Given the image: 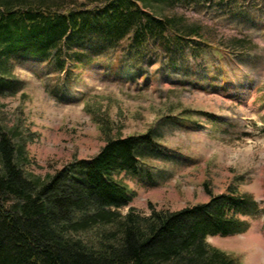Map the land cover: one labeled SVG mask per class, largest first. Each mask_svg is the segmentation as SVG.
<instances>
[{"label": "trees", "instance_id": "trees-1", "mask_svg": "<svg viewBox=\"0 0 264 264\" xmlns=\"http://www.w3.org/2000/svg\"><path fill=\"white\" fill-rule=\"evenodd\" d=\"M154 2L0 0V98L25 96L16 65L27 59L48 60L66 76L94 63L114 64L108 73L120 74L144 55L160 64L166 55L202 63L214 49L203 27L183 29ZM86 106L105 144L46 177L26 171L30 159L19 127L1 128L0 264H241L207 238L245 231L243 217L256 205L250 195L235 185L216 194L206 182L207 201L141 211L117 176L153 179L146 159L172 156L159 129L114 136L111 119Z\"/></svg>", "mask_w": 264, "mask_h": 264}, {"label": "rangeland", "instance_id": "rangeland-1", "mask_svg": "<svg viewBox=\"0 0 264 264\" xmlns=\"http://www.w3.org/2000/svg\"><path fill=\"white\" fill-rule=\"evenodd\" d=\"M154 1L183 29L203 27L214 49L202 63L166 55L160 64L144 55L120 74L108 73L114 64L94 63L66 76L48 60L27 59L16 65L26 94L0 98V130L19 127L30 159L26 171L46 177L105 144L88 103L111 119L114 136L156 126L172 156L146 159L152 180L117 176L133 193L131 205L145 213L151 205L178 210L207 201L206 182L216 194L235 185L256 203L243 217L247 229L207 240L241 264H258L263 247L249 238L264 237V0Z\"/></svg>", "mask_w": 264, "mask_h": 264}, {"label": "bare ground", "instance_id": "bare-ground-1", "mask_svg": "<svg viewBox=\"0 0 264 264\" xmlns=\"http://www.w3.org/2000/svg\"><path fill=\"white\" fill-rule=\"evenodd\" d=\"M249 239H252V240H256L257 242L259 241V243L262 245V247H263V250H264V237H262V235H260L259 233H253V234H251L250 235V238ZM255 242V241H254ZM256 242V243H257ZM252 244H253V242H252ZM256 245V244H255ZM258 246H259V244H258ZM260 247V246H259ZM259 255H257V258H258V264H264V262H263V260H264V251L263 252H261V253H259V252H257ZM256 258V259H257ZM257 264V263H256Z\"/></svg>", "mask_w": 264, "mask_h": 264}]
</instances>
